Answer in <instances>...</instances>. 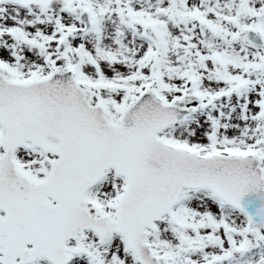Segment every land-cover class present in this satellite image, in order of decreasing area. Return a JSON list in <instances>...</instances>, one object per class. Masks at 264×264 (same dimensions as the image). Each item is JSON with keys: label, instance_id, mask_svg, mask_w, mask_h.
<instances>
[{"label": "snow or ice", "instance_id": "obj_1", "mask_svg": "<svg viewBox=\"0 0 264 264\" xmlns=\"http://www.w3.org/2000/svg\"><path fill=\"white\" fill-rule=\"evenodd\" d=\"M0 264H264V0H0Z\"/></svg>", "mask_w": 264, "mask_h": 264}]
</instances>
